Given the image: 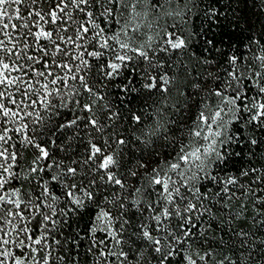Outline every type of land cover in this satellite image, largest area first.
I'll return each instance as SVG.
<instances>
[{
    "label": "snow or ice",
    "instance_id": "1",
    "mask_svg": "<svg viewBox=\"0 0 264 264\" xmlns=\"http://www.w3.org/2000/svg\"><path fill=\"white\" fill-rule=\"evenodd\" d=\"M0 264H264V0H0Z\"/></svg>",
    "mask_w": 264,
    "mask_h": 264
}]
</instances>
